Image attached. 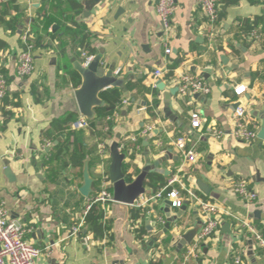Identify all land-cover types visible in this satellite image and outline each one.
<instances>
[{
	"label": "crops",
	"instance_id": "crops-1",
	"mask_svg": "<svg viewBox=\"0 0 264 264\" xmlns=\"http://www.w3.org/2000/svg\"><path fill=\"white\" fill-rule=\"evenodd\" d=\"M79 2L83 11L75 15L68 0H0V41L4 43L0 70L13 104L8 108L11 117L5 118L0 111V204L6 206L11 220L29 230L27 240L42 251L38 263L177 264L179 253L189 246L179 249L180 241L192 230L199 231L201 212L195 202L185 201L186 210L181 211L168 208L165 201L151 200L154 191L146 183L150 175H159L166 183L178 176L186 188L220 210L219 232L203 246L200 260L190 264H235L236 258L243 264H264V253L247 233L237 234L234 219L248 220L264 232V143L260 139L247 144L232 135L233 114L239 106L246 109L249 126L258 133L262 129L264 0L219 3V21L214 26L196 0H178L169 32L164 31L153 0H102L94 8L87 6L89 0ZM11 20L17 22L14 29L9 27ZM242 20L258 22L260 39L255 40L253 32L244 36ZM28 25L35 37V68L30 77L20 78L21 36ZM77 27L85 31L78 35ZM85 35L96 55H102L103 67L115 66L124 90L115 87L102 92L104 105L95 108V117L89 120H96L107 106L103 94L116 90L121 105L107 118L114 122V137L102 140L100 127L90 128L89 123L88 128L76 130L78 136L71 143L85 149L96 188L105 174L110 178V147L118 134L120 150L126 155L125 175L134 181L146 173L143 194L133 205L104 206V222L111 223V231L102 239H95L84 226L72 235L89 199L79 192L84 166L73 165L70 155H63L54 166L46 163L53 143L47 146L44 134L52 123L83 117L76 100L82 79L74 62L83 64ZM167 48L172 50L170 55ZM173 64L177 66L170 73ZM157 69L165 71L163 78H154ZM184 75L202 79L211 92L182 96L178 80ZM160 81L163 90L156 87ZM241 86L246 91L237 96L235 90ZM193 114L201 118L198 129L192 127ZM149 126L153 131L144 135ZM211 130L225 136L216 138ZM180 137H186L188 149L200 154L195 164L176 147ZM7 168L12 180L5 175ZM241 179L256 193V203L248 204L234 192L235 182ZM199 180L211 188L210 194L200 190ZM134 209L146 210L135 223ZM147 216L152 231L146 226ZM169 219L171 228L164 233ZM142 226L147 234L140 240L136 228Z\"/></svg>",
	"mask_w": 264,
	"mask_h": 264
},
{
	"label": "built area",
	"instance_id": "built-area-1",
	"mask_svg": "<svg viewBox=\"0 0 264 264\" xmlns=\"http://www.w3.org/2000/svg\"><path fill=\"white\" fill-rule=\"evenodd\" d=\"M156 3V13L158 18L163 24L164 31L169 32L171 29V20L177 9L178 0H153ZM199 6L202 8L207 22L214 26L219 21V3L218 0H196ZM255 40L260 39V35L257 31L252 33ZM22 51L18 61V76L20 78L30 77L34 71V52L36 48L35 37L32 32L31 26L28 25L22 36ZM172 50L166 49V54L170 55ZM83 65L88 66L94 56H90L87 53H83ZM153 76L155 79H161L165 76V71L157 69L154 71ZM179 92L182 96L188 95H207L211 92V88L202 79L189 75L181 76L178 80ZM246 91V87L241 86L235 90L237 96H241ZM8 93V82L4 74L0 70V103L5 99ZM247 111L245 108L239 106L235 109L234 129L232 135L241 142L252 144L253 142L260 140L257 129H252L246 120ZM202 125L199 114H193L192 127L195 129L200 128ZM89 127V120L85 117H81L72 124L73 130H82ZM153 131V127H147L143 132L144 135L150 134ZM216 138H222L225 136L224 132L219 130L210 131ZM264 143V141H263ZM176 147L183 153L184 158L191 164H195L200 154L195 152L193 148L188 149L186 137H180L175 142ZM47 146L51 147L52 143H48ZM105 144L101 145L102 149H105ZM106 150H102L104 153ZM101 192L91 200L87 205L85 213H87L92 204H106L113 203V193L110 192V181H107V177L104 176ZM179 185L181 189L173 188L166 194L167 189L174 185ZM234 192L242 198L248 204H254L258 201L256 193L250 188L249 184L245 180H237L233 186ZM182 192H186L189 199L182 196ZM151 200L166 201L170 200L174 208H180L186 200L195 202L198 204L202 224L196 234L195 238L187 247L182 264H190L191 262H197L202 256L203 246L211 240L220 230L221 226V213L218 206L210 201H204L200 199L194 192L185 187L178 176L172 178L168 185L154 194ZM236 224V232L247 233L253 240L259 250L264 253V232L254 226L252 222L243 220L241 218H234ZM161 222V221H160ZM84 219L73 228L72 235H77L81 232L84 226ZM29 230L11 220L9 211L4 204H0V264H39L38 260L42 255V251L35 247L27 240V234ZM117 264V263H113ZM235 264H243L241 258L235 259Z\"/></svg>",
	"mask_w": 264,
	"mask_h": 264
},
{
	"label": "trees",
	"instance_id": "trees-1",
	"mask_svg": "<svg viewBox=\"0 0 264 264\" xmlns=\"http://www.w3.org/2000/svg\"><path fill=\"white\" fill-rule=\"evenodd\" d=\"M80 0H68L70 6L72 7V11H74L75 15L81 14L83 11L82 4L79 2ZM251 3H256L257 0H250ZM240 0H218V3H222L225 5H238ZM42 15L45 17L46 12H42ZM17 22L15 20H11L9 22V27L11 29H14L16 27ZM239 26L244 34V36H249L252 32L258 30V22L255 21H249V20H242L239 22ZM85 31L83 27H77V33L78 35L82 34V32ZM260 35V34H259ZM83 49L87 50V54L90 56L96 55V50L91 47V42L89 40V35H85L83 39ZM4 47V43L0 41V48ZM177 65L173 64L170 67V73H173V70L175 69ZM103 99L107 103V106L98 113V118L90 123V128H99L100 137L102 140H108L112 139L114 137L113 135V125L114 122L111 120H107L108 117H113L116 112L119 109V106L121 105V99L120 95L116 90L108 91L103 94ZM13 104L10 102L8 93L5 97V99L0 103V111L2 115L5 118H9L12 116V112L8 110L10 106ZM69 119V120H68ZM78 119L75 116H70V118H65L63 120H56L52 123L51 128L44 134L45 140L49 141L48 143H53V150L51 151L48 160L47 165L48 166H54L56 162L59 161L63 157V155H70L71 160L73 162V165L83 168L85 159L87 157V153L85 152V149L81 144L79 143H71L72 137H77L78 133L76 130L72 129V124L77 121ZM70 123V124H69ZM69 124V125H68ZM106 129V130H105ZM67 131L66 138L58 142V139L63 136ZM115 139V138H114ZM122 139H120L119 145L121 143ZM70 146H74L73 151L71 152ZM124 171V170H123ZM54 174V171H53ZM107 177V181H110L109 173L105 174ZM102 177L100 181V187L96 188L95 185L93 187L94 192L89 197L88 202L85 206V210L83 212V219H84V227L87 228V233L92 234L95 239H102L104 236L108 235L111 231V223L104 222V205L103 204H92L90 210L85 213L87 205L91 202L92 199H94L102 190V183L104 181ZM126 180L128 183L132 181V178L130 175L126 176ZM148 187H150L154 194L158 193L160 190L165 188L168 183L165 182L164 178H162L159 175H150L148 178V181L146 183ZM173 188H179L177 186H171L167 189L165 192L164 197H166V194L170 192ZM110 192H112V188H109ZM182 195L186 198H188V195L186 192H182ZM204 199V198H203ZM205 201H208L207 198L204 199ZM188 202H191L190 200H186ZM107 205V204H106ZM146 214L145 209H134L132 210V218L134 223L144 218ZM137 236L140 240H143L144 235L147 234V230L144 226L141 228H136ZM186 250H183L179 253V259L177 264H181L183 262V255Z\"/></svg>",
	"mask_w": 264,
	"mask_h": 264
},
{
	"label": "water",
	"instance_id": "water-1",
	"mask_svg": "<svg viewBox=\"0 0 264 264\" xmlns=\"http://www.w3.org/2000/svg\"><path fill=\"white\" fill-rule=\"evenodd\" d=\"M101 1L102 0H89L87 6L89 8H94L98 6ZM121 12L123 11H119V14ZM74 69L82 79L81 87L76 91V100L78 103L79 111L81 115L88 120H91L95 117V108L104 105V102H102L99 97L102 92H104L108 88L115 87L122 88L124 90L122 80L117 78L115 75V66L112 65L104 68L101 54L96 55L88 66H84L80 62L75 61ZM156 87L163 90L164 83L160 81L159 83H157ZM259 138L264 141V118L262 129L259 133ZM120 139L121 135L118 134L117 141H115L110 147V181L113 186V201L127 205H133L143 194L146 173H143L139 178L130 183L127 182L126 175L123 171V164L126 155L123 154L120 150V145L118 142ZM146 172H150V170ZM5 175L9 180L13 179L9 168L6 169ZM83 178L84 183L79 189V192L83 197L89 198L94 192L93 187L95 181L90 176L88 161L84 162ZM197 184L200 190H202L205 194H210L211 188L208 187L202 180H199ZM165 204L166 206H168V208L172 207V202L170 200H166ZM168 208L166 209L167 211ZM180 210L185 211L186 207L182 206L180 207ZM172 222L173 220L169 219V221L166 223L164 233H167L170 230ZM146 226L149 231H152L148 216ZM197 233L198 228L184 235L178 246L179 249H182L186 244H190Z\"/></svg>",
	"mask_w": 264,
	"mask_h": 264
}]
</instances>
